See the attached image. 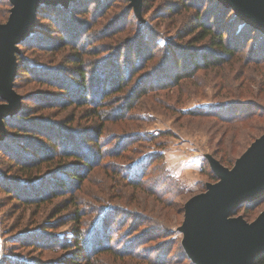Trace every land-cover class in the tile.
I'll list each match as a JSON object with an SVG mask.
<instances>
[{"label":"trees","instance_id":"1","mask_svg":"<svg viewBox=\"0 0 264 264\" xmlns=\"http://www.w3.org/2000/svg\"><path fill=\"white\" fill-rule=\"evenodd\" d=\"M114 2L121 1L71 0L67 5L48 2L39 6L37 23L21 44L31 46L32 49L44 54L49 53V56L61 57L65 63L38 61L29 64L27 58L18 55L14 88H18L16 79L19 73L46 87L29 93L27 100L32 102L31 106L23 104L17 113L4 117L6 135L0 139V151L3 153L2 156L6 157L8 166L6 169H0L1 190L14 195V199L27 206L38 208L54 203V200L61 196H68L71 199L68 203L61 204L62 207L52 214V218H56V222L52 224L74 222L72 237L70 239L64 237L58 242L52 239L48 243H42L48 244L42 249L58 247L65 252L58 258L56 264H96L103 254L112 261L113 259L124 261L137 255L145 257V253L137 249L134 243L115 247L110 244L112 234L107 225L111 226L109 217L114 213L107 210V206L103 207L104 216L99 223L102 224L106 220L103 234L95 237L89 228L85 230V227H82L83 214L76 206L78 198L73 191L80 189L86 182L89 173L98 165L96 162L100 157L119 158L129 152L139 153L135 147L136 142L141 140L138 131L117 133V136L109 139L105 145L103 141L106 131L103 127L106 122H122L128 118L130 110L136 108L138 100L143 95L153 90L169 91L177 87L182 89L181 85L187 80L195 81L199 72L214 69L217 73L223 66L235 62L240 63V69L264 62V32L246 23L232 8L219 0H165V3L158 7L161 18L177 16L183 12H187L188 15L187 19H184L185 25L176 32L177 40L164 43L159 42L158 38L154 39L153 30L145 26V23L135 21V17L127 25L133 10L128 12L124 8L109 22L104 21L107 13L114 9ZM2 5L10 7L12 3L10 0H0V7ZM95 9L100 13L98 19L92 21ZM9 12L7 10L6 16ZM94 22L99 25L97 30L92 32L91 28L96 24ZM89 32L94 33L91 34L92 40L108 33L106 38L128 32L125 37H115L114 40H118V43L107 44V47L110 46L112 51H115L107 63L91 61L95 64L93 68L98 67L99 71L104 73L97 90L92 88L96 79L89 78L88 62L84 56L89 52L92 43L101 39L85 45L89 39H84V36ZM55 68L56 72H52ZM262 76L264 80V73ZM238 78L240 79L238 84L235 82L228 86L227 97L230 99L224 101L226 104L219 103L215 111L208 106H199L191 110V114L216 117L228 124L231 130L233 128V133L238 132L235 130L238 126L255 128V124L247 125V122H251L255 117H264V105L258 100L246 99L249 92L246 86L248 84L252 89V84H257V81L248 78L242 81L241 75L236 76L235 80ZM194 85L199 87L197 84ZM23 97L26 98V94H23ZM258 97H261L259 91L255 94V98ZM115 98L119 101L127 99V106L112 112L113 109L110 108L113 104L110 103ZM50 108H58L60 112L75 110V114L68 113L69 115L63 116L60 121H55L50 116L51 112L46 111ZM36 111H39V115H32ZM79 112H85L84 118L89 122L92 121L91 117H94L96 124L93 123L91 129H80L75 124L78 123L76 116ZM256 128L259 129L257 126ZM74 132L83 135L81 145L80 140L74 141ZM114 139L119 141H116V146L111 149L108 145H111ZM90 145L100 147L95 149ZM95 154L99 156L96 162L89 157ZM150 158L135 157L129 164L130 170L134 168L131 172L121 168L107 170L114 172L116 177H121L120 180L124 184L127 182L132 187L150 188L146 185V176L137 173L144 171L148 161L153 163L161 160L163 153L155 152ZM222 158L220 162L228 164ZM70 159L83 163L82 166L85 168L73 166ZM211 171V177L218 180L212 169ZM73 180L79 184L70 190V183ZM263 202L264 195L243 202L231 215L237 216L242 210L251 216ZM68 207H73L72 212L60 215ZM120 221H117L116 227ZM142 225L134 227L133 232ZM51 228L53 227L49 225L44 227ZM34 242L36 241L28 244L33 245ZM149 257L147 259L150 260ZM187 258L189 259V257L185 259ZM190 262L197 264L192 260ZM254 264H264V253L256 258Z\"/></svg>","mask_w":264,"mask_h":264},{"label":"rangeland","instance_id":"2","mask_svg":"<svg viewBox=\"0 0 264 264\" xmlns=\"http://www.w3.org/2000/svg\"><path fill=\"white\" fill-rule=\"evenodd\" d=\"M119 1L121 2H114V9L107 13L104 21L109 22L124 8L128 12L133 10L129 15L127 25L135 17V21L138 20V22L145 23V26L150 27L153 30L154 39L158 38L161 43L177 40L176 32L185 25L184 19H187L188 15L187 12H183L177 16L171 15L161 18L158 7L165 3V0H144V3L142 0L140 14L135 12L134 7L130 5V0ZM10 7L5 5L0 7V23L6 22L9 18ZM103 9L104 7L101 8V11ZM7 10L9 13L6 16ZM99 13L95 9L91 20L98 19ZM36 23L37 18H35L33 29ZM94 23L96 24L91 28L92 32L97 30L96 28L99 25L97 22ZM126 33L128 32L106 38L105 36L108 33L100 38L95 37L93 39L101 40L93 42L91 48H89L90 50H88L89 52L85 53L84 56L88 62L89 78L96 79L93 89L97 90L102 77L104 78V73L100 72L98 67L93 68L95 64H92L91 61L100 64L107 63L115 53L110 46L107 47V44L118 43V40H114L115 37H125L127 36ZM91 34L89 32L84 36V39H89L85 45H90L93 41ZM21 42L18 43L17 61L18 55H20L27 58L29 64L38 61L65 63L60 59L61 57L49 56V53H41L37 49H32L31 46L22 45ZM97 50L99 51L97 52ZM238 71L240 74H238ZM52 72H56V68ZM263 73L264 62L243 69H240L239 62H235L232 65L223 66L217 73L214 69L202 71L199 72L195 81L194 79L191 80L194 82L190 80L184 82L181 85L182 89L177 87L169 91L153 90L148 92L138 100L136 108L130 110L128 118L123 119L120 123L106 122L104 124L103 128H105L106 133L103 143L105 145L109 139L117 136V133L138 131L141 140L136 142L135 147L139 153L129 152L122 154L119 158L107 157L104 159L100 157L99 161H97L98 154L89 155L91 159L97 161L96 164L98 165H96L93 172L89 173L86 182L81 187L79 186L80 189L73 191L78 198L76 206L83 214L82 227H85V230L89 228L95 237L101 233L103 234L106 228L104 226L106 220L102 224L99 223L104 216L103 207L107 206V210L114 213L110 214L109 217L112 222L111 226L107 225L112 234L110 244L115 247L134 243L137 249L145 253V257L137 255L124 261L113 259V262L107 255L103 254L104 256L101 255L96 264H154L156 262L158 264H193L190 262L192 259L188 256L184 247L185 231L181 230L184 220V205L192 196L205 191L208 183L216 181L210 174L212 168L209 158L212 156L220 161L223 157L224 162L228 163H222L223 165L229 168L234 166L237 159L251 145L254 138L264 130V117H255L251 122H247V125L255 124L259 129L256 126H254L255 128L238 126L235 128L238 132L233 133V128L231 130L228 124L218 118L192 115L191 110L199 106H208L215 111L219 103L226 104L224 101L230 99L227 97L229 96L227 94L228 86L235 82V84H238L240 79L235 80V78L239 75H241L242 81L244 78L256 79L257 84L253 83L252 89L247 84L246 88L249 92H247L246 99L258 100L264 105ZM16 81L18 88H15V90L21 95L20 108L23 104L32 105V102L27 100L30 92L43 90L46 87V85L29 80L21 73L18 74ZM194 84L199 85V87ZM257 91H259L261 97L255 98ZM23 94H26V98L23 97ZM126 100L112 99L110 103L113 104L110 108L113 109L112 112H117L121 107H126ZM2 102L6 101L1 99L0 103ZM46 111L51 112L50 116L55 121H60L65 115L75 114V110L70 112V109L66 112H60L61 110L58 108H50ZM83 113L85 112L77 113L78 123H74L80 129H91L95 119L91 117L92 121L89 122L87 118H84ZM32 115H39V111L33 112ZM73 138L74 141L80 140L81 145V140L84 137L74 132ZM116 141L119 140L114 139L113 143L108 146L114 149ZM159 142L160 145L157 144ZM90 146L95 149L100 147ZM155 152L163 153V158L153 163L148 161L144 171L141 170L137 173L146 176V185L150 188L132 187L127 182L124 184L120 180L121 177H116L114 172L111 173L107 170L108 168H111V170L112 168L116 170L121 168L128 171L130 170L129 164L133 162L132 160L135 157L146 156V159H148ZM2 155L3 153L0 151V169H6L8 166L7 159ZM71 162L73 166L85 168L82 166L83 163L74 160H71ZM133 170L134 168L130 172ZM78 184L75 180L71 181L70 190H73ZM45 185L48 184L45 183ZM69 201H71L70 197L61 196L54 200V203H48L42 208L27 206L14 199V195H9L0 188V264H56L58 258L65 252L58 247L55 249H42L43 246H48V244L46 246L42 243H48L52 239L58 242L64 237L69 239L72 237L75 229L74 222L68 221L62 225L52 224L56 222V218H52V214L62 207L61 204H66ZM72 209L73 207H68L60 215L71 213ZM263 209L264 202L251 216L242 210L238 214H244L248 221H252ZM117 221H120V224L116 227ZM140 224L143 225L133 232L134 227H138ZM48 225L53 228L44 229ZM130 234L132 235L129 236ZM31 241L36 242L33 245L28 244ZM141 242L144 243L141 244ZM146 255L150 256L149 258L153 263L147 259ZM186 257H189L190 260L185 259Z\"/></svg>","mask_w":264,"mask_h":264},{"label":"water","instance_id":"3","mask_svg":"<svg viewBox=\"0 0 264 264\" xmlns=\"http://www.w3.org/2000/svg\"><path fill=\"white\" fill-rule=\"evenodd\" d=\"M6 22L0 23V139L6 135L4 117L16 113L21 95L14 88L18 43L31 33L42 3L67 5L71 0H10ZM140 14L142 0H130ZM246 23L264 32V0H219ZM210 166L218 180L184 205V247L197 264H254L264 253V209L252 221L231 213L243 202L264 195V133L257 137L231 168L215 157Z\"/></svg>","mask_w":264,"mask_h":264}]
</instances>
